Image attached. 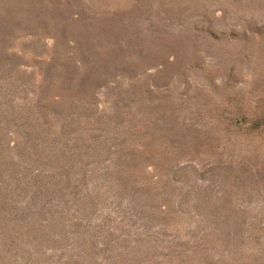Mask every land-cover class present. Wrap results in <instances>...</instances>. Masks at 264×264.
<instances>
[{"label": "rangeland", "instance_id": "1", "mask_svg": "<svg viewBox=\"0 0 264 264\" xmlns=\"http://www.w3.org/2000/svg\"><path fill=\"white\" fill-rule=\"evenodd\" d=\"M0 264H264V0H0Z\"/></svg>", "mask_w": 264, "mask_h": 264}]
</instances>
